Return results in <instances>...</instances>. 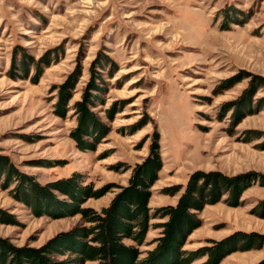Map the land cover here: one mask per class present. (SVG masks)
I'll list each match as a JSON object with an SVG mask.
<instances>
[{
    "label": "rangeland",
    "instance_id": "rangeland-1",
    "mask_svg": "<svg viewBox=\"0 0 264 264\" xmlns=\"http://www.w3.org/2000/svg\"><path fill=\"white\" fill-rule=\"evenodd\" d=\"M81 125L85 149L71 135ZM155 142L152 209L176 204L198 171L248 184L198 212L182 247L200 256L190 264L220 244L238 247L218 264L264 262V0H0V243L39 248L82 223L37 209L28 184L80 173L103 193L83 206L101 210ZM165 220H151L141 257Z\"/></svg>",
    "mask_w": 264,
    "mask_h": 264
},
{
    "label": "trees",
    "instance_id": "trees-1",
    "mask_svg": "<svg viewBox=\"0 0 264 264\" xmlns=\"http://www.w3.org/2000/svg\"><path fill=\"white\" fill-rule=\"evenodd\" d=\"M95 66L96 63L92 67L93 76L88 84H95L94 74L100 79ZM72 79L64 84H75L76 78L73 82ZM68 89L65 85L61 91L63 100L69 97L64 98ZM93 99L94 96L87 95L86 102L77 104V109L84 118L92 116L87 105ZM87 131L89 129L83 128V125L71 131L72 137L82 149L92 145L84 139L88 135ZM162 167L160 149L155 142L150 155L133 167L129 184L122 186L111 203L101 210L83 206L89 198L100 197L103 193L83 184L80 173L46 186L28 184V195L38 192V195L35 194L37 198H33L37 209H52L60 217L80 214L82 223L58 233L39 248H18L2 242L0 264H190L196 261L200 256L192 251L182 250V247L187 237L202 224L198 212L207 204L218 202L221 194L226 191L234 193L235 198L238 197L248 184L243 183L241 177H229L222 172L198 171L190 177L176 204L152 209V187L158 180ZM12 175L15 176L14 173ZM181 189L182 186H179L171 194ZM53 191H58L64 198H58ZM152 219H166L152 225L162 228V235L156 239L157 245L148 250L146 256L141 257L140 246L145 244ZM244 236L240 243L246 241L247 246L256 241L260 244L262 241L255 236ZM236 241L238 242V238L234 244ZM224 247L228 246L220 244L214 248H205L207 251L203 255H209V260L204 264H218L238 246H230L228 249L231 250L227 251Z\"/></svg>",
    "mask_w": 264,
    "mask_h": 264
}]
</instances>
